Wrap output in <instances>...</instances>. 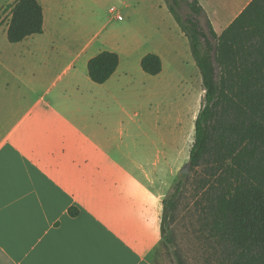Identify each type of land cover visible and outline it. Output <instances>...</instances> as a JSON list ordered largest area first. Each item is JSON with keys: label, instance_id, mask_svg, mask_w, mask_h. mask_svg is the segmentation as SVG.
Here are the masks:
<instances>
[{"label": "crops", "instance_id": "crops-1", "mask_svg": "<svg viewBox=\"0 0 264 264\" xmlns=\"http://www.w3.org/2000/svg\"><path fill=\"white\" fill-rule=\"evenodd\" d=\"M199 1L220 35L252 0ZM40 2L43 33L9 42L46 43L0 54V264H156L141 247L157 237L168 180L139 155L145 113L132 103L141 72L131 61L138 44L111 50L120 64L96 83L88 63L107 49L55 43L79 31L62 30L61 0L50 1V16ZM158 33L138 56L140 64L148 53L162 59L159 74L143 70L149 82L200 84L181 28Z\"/></svg>", "mask_w": 264, "mask_h": 264}, {"label": "trees", "instance_id": "trees-1", "mask_svg": "<svg viewBox=\"0 0 264 264\" xmlns=\"http://www.w3.org/2000/svg\"><path fill=\"white\" fill-rule=\"evenodd\" d=\"M201 72L205 103L195 120L190 164L201 167L207 195L200 205L203 227L222 264H264V0H252L222 34L216 33L199 0H165ZM190 11L185 15L180 8ZM205 17L206 25L201 20ZM40 0H16L7 37L12 43L43 33ZM120 56L104 50L88 63L89 76L106 82L117 70ZM142 69L157 75L160 55L148 53ZM180 184L165 199L170 222L175 221ZM73 216L77 207H70ZM167 243H173L171 234ZM179 264H185L176 254Z\"/></svg>", "mask_w": 264, "mask_h": 264}, {"label": "rangeland", "instance_id": "rangeland-1", "mask_svg": "<svg viewBox=\"0 0 264 264\" xmlns=\"http://www.w3.org/2000/svg\"><path fill=\"white\" fill-rule=\"evenodd\" d=\"M15 1L0 0V54L6 56L20 48L16 46H26L32 40L40 44L46 43L38 37L29 39L22 45L9 42L6 28ZM42 1L50 16L51 0ZM60 6L63 9L62 30H77L79 34L71 37L70 32L68 36L55 37V43H90L92 51L102 48L118 49L131 42L138 44L137 57H132L131 61L141 72L136 75L139 94L132 103L136 110L145 113V121L141 123L144 130H139V155L148 158L149 168L163 171L168 180L166 198L174 194L178 184L181 189V202L177 205L175 221L170 222L167 207L160 205L157 210V237L152 243L141 247L142 250L156 264H179L178 253L185 264H222L221 250L215 251V244L209 241L208 231L202 225L200 205L197 203H205L207 191L200 183L205 171L201 167L190 166L188 174L182 172L184 166L190 163L199 105L202 108L205 103L203 79L200 84L189 82L180 86L152 83L148 79L153 77L144 73L138 60L140 54L150 49L151 40L159 38V31L174 32L175 28H180L166 1L61 0ZM112 8L117 10L113 12ZM180 10L184 15L190 11L185 4ZM118 14L122 16L121 19ZM201 20L206 25L205 17H201ZM74 25L77 27L74 28ZM167 234H171L173 243H167Z\"/></svg>", "mask_w": 264, "mask_h": 264}, {"label": "water", "instance_id": "water-1", "mask_svg": "<svg viewBox=\"0 0 264 264\" xmlns=\"http://www.w3.org/2000/svg\"><path fill=\"white\" fill-rule=\"evenodd\" d=\"M190 166L191 164L190 163H187L184 168L182 169V172L185 173V174H188L190 172Z\"/></svg>", "mask_w": 264, "mask_h": 264}, {"label": "built area", "instance_id": "built-area-1", "mask_svg": "<svg viewBox=\"0 0 264 264\" xmlns=\"http://www.w3.org/2000/svg\"><path fill=\"white\" fill-rule=\"evenodd\" d=\"M116 10H117L116 8H112V10H111V11H113V12H114V11H116ZM118 17H119L120 19L122 18V16H121V15H119V14H118Z\"/></svg>", "mask_w": 264, "mask_h": 264}]
</instances>
